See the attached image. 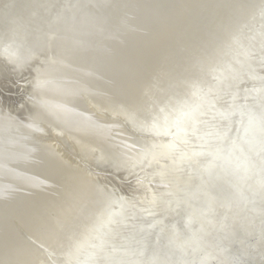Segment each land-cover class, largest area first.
Returning a JSON list of instances; mask_svg holds the SVG:
<instances>
[{
    "label": "bare ground",
    "instance_id": "obj_1",
    "mask_svg": "<svg viewBox=\"0 0 264 264\" xmlns=\"http://www.w3.org/2000/svg\"><path fill=\"white\" fill-rule=\"evenodd\" d=\"M7 88L0 264H92L195 181L218 203L200 176L264 103V0H0ZM235 219L264 264V230Z\"/></svg>",
    "mask_w": 264,
    "mask_h": 264
},
{
    "label": "water",
    "instance_id": "obj_2",
    "mask_svg": "<svg viewBox=\"0 0 264 264\" xmlns=\"http://www.w3.org/2000/svg\"><path fill=\"white\" fill-rule=\"evenodd\" d=\"M7 89L0 90V95L15 98L7 94L12 88ZM239 100L236 99L238 104L230 112L224 111L232 116L231 120L234 113L238 114ZM258 107L251 111L252 117L236 122L240 128L238 138L250 145H237L240 142L237 139L233 145L240 148L235 147L234 154H226L220 169L200 174L202 179H209L204 187L218 201L215 207L211 205V197L199 189L201 180L195 181L193 188L178 194L174 210L164 216L166 221L153 220V227L149 222L143 228L144 234L134 231L122 247L114 246L111 254L99 255L94 260L96 264H248L250 258L244 257L238 244L249 246L247 239L239 233L232 234L238 228L233 226L235 217L242 224L254 226L255 231L264 230V103ZM254 119L251 126L248 120ZM231 210L235 217L232 213L233 217L230 216ZM211 225L214 227L210 228Z\"/></svg>",
    "mask_w": 264,
    "mask_h": 264
}]
</instances>
